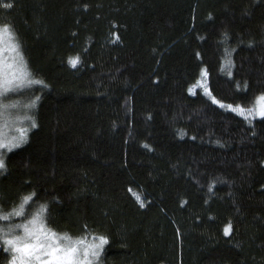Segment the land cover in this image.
<instances>
[{
    "label": "trees",
    "instance_id": "obj_1",
    "mask_svg": "<svg viewBox=\"0 0 264 264\" xmlns=\"http://www.w3.org/2000/svg\"><path fill=\"white\" fill-rule=\"evenodd\" d=\"M5 23L32 124L0 225L106 236L95 264H264V116L227 107L264 94V0H0Z\"/></svg>",
    "mask_w": 264,
    "mask_h": 264
},
{
    "label": "snow or ice",
    "instance_id": "obj_2",
    "mask_svg": "<svg viewBox=\"0 0 264 264\" xmlns=\"http://www.w3.org/2000/svg\"><path fill=\"white\" fill-rule=\"evenodd\" d=\"M13 35L14 33L10 31L9 24H0V44L3 43L5 37L10 38ZM8 47L11 51L18 46L13 43L11 39H9ZM197 55L199 54L197 53ZM17 57L20 59V64L22 65L23 59L22 57H19L18 52ZM77 62L78 61L75 58L70 59V63L72 64H76ZM228 63L230 65L231 60H229ZM227 74L229 76L232 75L230 69ZM27 75L28 73L26 71H23L19 76H9L6 73L3 77H0V89L7 90L22 85L23 83H31L32 81H26L24 79V77H26ZM205 91L207 92L208 90L205 89ZM258 99L264 100V94H261ZM212 100L217 104L221 103L220 101L216 100L215 96L212 97ZM227 107L233 108V110H238L239 114L245 116L246 119L249 115L264 116V106H260L258 108L256 105H254L250 108H243L240 105H236L234 108L233 105H227ZM248 123H251V121L249 120ZM23 138L24 137L22 130L21 136L17 139V143H19V141ZM4 163V160L0 158V168L4 166ZM24 199L27 200L28 197L25 196ZM20 207L22 208L23 205H20ZM42 210L43 205H41V211ZM19 215L20 212L14 208L10 211V214L5 213L0 215V219H7L11 216ZM11 227L22 229V232L20 233V235L5 236V228L3 225H0V240H3L4 246L8 248L9 252L13 253L11 264H90V261L88 259L89 249H93V257L98 256L99 249H101L107 242L106 236H100L97 243L91 244L83 249V258H78L74 256V254L79 251L76 245L71 244L61 246L57 242L56 235L47 230L43 226L42 222L38 221V215L32 216L31 220H25L23 223H16L14 226L10 223V228L8 230H11Z\"/></svg>",
    "mask_w": 264,
    "mask_h": 264
},
{
    "label": "rangeland",
    "instance_id": "obj_3",
    "mask_svg": "<svg viewBox=\"0 0 264 264\" xmlns=\"http://www.w3.org/2000/svg\"><path fill=\"white\" fill-rule=\"evenodd\" d=\"M9 39H13L10 37H5L3 43L0 44V77H3L6 73L11 75L19 76L23 72L22 65L20 64V59L17 57L16 48L13 50H9L8 41ZM14 43V42H13ZM15 70V71H14ZM24 79L27 81L26 77ZM24 84L16 86L14 89L3 90L0 89V158L2 150H8L11 147L18 145L22 140L17 143V139L21 136V131L23 130V137L27 132L29 125L32 124L31 117L28 115L25 120V111H26V103L22 102L18 98L11 97V93H14L16 88L22 87ZM255 105L259 108L260 106H264V100L257 99ZM41 212L33 211L30 218L27 220H31L32 216L38 215V221L42 222L43 226L54 233L57 237V242L61 246L75 244L77 249L79 250L74 256L78 258H83L84 253L83 249L88 247L91 244L97 243L100 236H96L94 234H86L80 237L72 238L63 234H57L49 229L43 221L41 216ZM24 222V221H23ZM20 222V223H23ZM16 232L20 234L22 229H16ZM67 238V239H65ZM3 241V240H2ZM82 242V243H80ZM11 247V246H9ZM6 248V247H5ZM6 250L9 253V259L7 264H11L13 253L9 252L8 248ZM93 249H89L88 259L90 264H95L98 256L100 255L101 249H99V255L93 257L92 256Z\"/></svg>",
    "mask_w": 264,
    "mask_h": 264
},
{
    "label": "clouds",
    "instance_id": "obj_4",
    "mask_svg": "<svg viewBox=\"0 0 264 264\" xmlns=\"http://www.w3.org/2000/svg\"><path fill=\"white\" fill-rule=\"evenodd\" d=\"M5 213L10 214V211H7L6 208H4V207H0V215L5 214ZM15 224L16 223H11V225H13V226ZM4 228H5V232H4L5 236L20 235L16 232V229H19V228L11 227V230H8L10 228V223L4 225Z\"/></svg>",
    "mask_w": 264,
    "mask_h": 264
}]
</instances>
